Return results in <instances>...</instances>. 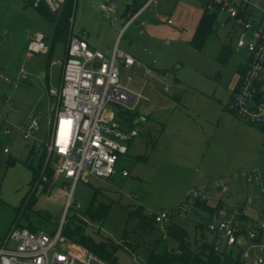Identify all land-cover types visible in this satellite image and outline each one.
Masks as SVG:
<instances>
[{"label": "rangeland", "instance_id": "obj_1", "mask_svg": "<svg viewBox=\"0 0 264 264\" xmlns=\"http://www.w3.org/2000/svg\"><path fill=\"white\" fill-rule=\"evenodd\" d=\"M104 1L76 0L72 34L93 46L103 42L108 56L118 44L145 66H151L153 72L146 74L142 65L122 73L124 82L131 77L129 86L147 98L134 109L139 118L145 116L136 123L140 135L116 166L119 171L127 170L129 176H90L73 189L72 181L57 173L47 183L33 186V168H38L42 160L39 153H31L33 141L22 134L23 124L33 117L39 122L38 137L48 140L56 101L49 88H60L66 42H53L54 24L41 17L27 0H0V154L5 170L0 192V245L15 223L53 234L68 217L74 218L70 228L81 226L86 236L114 247L118 264H144L150 246L155 254L163 255L176 243L167 228L156 226L145 234L146 246L144 242L133 245L134 249L124 246L126 233L134 244V230L139 225L132 211L139 206L153 212L176 211L188 191L196 187L210 188L209 204L221 203L222 214L244 206L252 198L251 208L245 211L253 220L248 228L258 235L256 225L260 223V211H264V126L225 109L230 107L240 68L248 57L239 43V30L232 23L224 25L227 13L220 11L203 47L197 49L191 41L205 12L199 0H169L165 9L151 2L126 32L121 30L129 16L120 19V15L134 0H113L116 13L103 11L100 6ZM140 22H146L145 26L140 27ZM38 31L45 36L47 49L30 54L26 49L28 39ZM224 46L230 50L226 61L220 60ZM153 60L158 63L152 64ZM21 69L28 75L26 81L15 77ZM203 117L209 118L206 137L193 123ZM6 128L12 131L9 135ZM5 147L8 153L3 152ZM10 159L16 162L7 166ZM253 172L259 173L258 187L247 181V175ZM222 181H226L228 193L217 188ZM178 218L174 220L195 238L196 217L187 213ZM206 236L211 234L206 232ZM258 254L252 249L247 259L234 249L231 258L223 257L221 264H232L237 258L254 264Z\"/></svg>", "mask_w": 264, "mask_h": 264}, {"label": "built area", "instance_id": "obj_2", "mask_svg": "<svg viewBox=\"0 0 264 264\" xmlns=\"http://www.w3.org/2000/svg\"><path fill=\"white\" fill-rule=\"evenodd\" d=\"M40 0H34L37 5ZM148 2L135 14L129 15L126 27L135 23L140 14L149 6ZM209 13L226 12L239 30V43L244 46L248 58L243 67L237 87L232 95V109L239 118L253 124H264V0H199ZM52 11H58L64 0H45ZM100 8L105 12L116 13L112 0H105ZM168 23L171 20L168 19ZM145 23L141 22L143 26ZM47 49L45 37L35 35L28 44L30 54L43 53ZM142 63L130 53L115 45L108 56L102 49L92 47L79 36L72 35L68 41L65 58L62 62V79L59 89L51 88L49 93L56 97L52 118L49 121L48 140L38 137L39 122L30 117L22 130L23 138L32 140V147L47 154L57 174L71 180L74 187L92 176L108 179L120 173L127 176L125 169L117 170L119 157L129 153V144L139 137L137 127L128 128L121 122L122 111H134L136 105L147 99L140 91L133 90L129 84L131 77H122L123 68H138ZM146 74L152 72L145 68ZM17 79L26 81L28 75L23 69L15 74ZM13 85H16L12 81ZM6 134L12 131L5 129ZM4 153L9 148L3 149ZM247 180L261 185L259 173L247 175ZM223 193L228 187L222 183L217 186ZM209 187H196L185 196L182 205L175 210L148 211L154 215L158 224L163 225L177 217L192 212L197 200L211 199ZM264 193V185L261 186ZM253 199L244 206H237L225 215L216 213L204 220L198 216L199 223H205L211 234L212 245L218 252L233 249L241 252L247 259L251 250L258 254L254 264H264V243L256 241V235L248 227L251 222L242 219L245 210L250 209ZM80 206V203L78 204ZM62 220L57 230L49 234L43 230L32 231L15 223L0 245V264H115L100 256L85 245L73 241L63 234ZM259 230L264 231V211H260ZM258 230V231H259ZM9 243L12 245L9 246ZM263 254V255H262ZM62 258V259H61Z\"/></svg>", "mask_w": 264, "mask_h": 264}, {"label": "trees", "instance_id": "obj_3", "mask_svg": "<svg viewBox=\"0 0 264 264\" xmlns=\"http://www.w3.org/2000/svg\"><path fill=\"white\" fill-rule=\"evenodd\" d=\"M27 1L29 4L34 5L42 16L54 23L55 30L53 35V42L65 41L67 43L72 36V17L76 6V0H64L61 8L58 11H52L45 0H40L37 5L34 4V0ZM147 2L148 0H134V3L131 4L130 16L139 11ZM216 22L217 14L209 13L205 10L193 34L191 42L194 48L200 49L203 47L206 38L210 35ZM228 56L229 50L226 46H224L220 54V60L226 61ZM243 71L244 70L242 69V73ZM231 110L235 114L232 108ZM139 116L140 115L135 111H122L121 122L123 125L130 129L136 127L135 121L139 118ZM262 126H264V124ZM130 145L131 142L129 144V147ZM30 151L31 153H39L42 160L38 168H33V186L36 183L38 184L42 181L47 183L51 179L53 174L56 173L53 164L49 160L47 161V154L45 151H41V149L35 147L30 148ZM15 162V159H10L6 162V165H12ZM4 173L5 170L1 165L0 154V192ZM97 191H99V188H97ZM29 200L26 201V205L29 204ZM194 207L196 208L195 211ZM198 208L206 210L209 214L205 216L204 214L199 213L197 210ZM106 209L107 207H105V209L103 210V215ZM221 209V203H217L215 206H213L209 204V199L196 201L195 205L192 208V212H190L197 219L195 225L196 236L191 242L188 230L182 224L178 223L175 220H171L167 223H164L163 225L158 224L155 220L154 215H149L148 211L144 210L142 206H139L131 213V215L135 214L139 218V225L134 230V244H131L129 242L130 240L128 241L129 234L127 233L123 237V244L124 246H127L131 249H134L132 247L133 245H140L143 242L146 246V242L144 239L146 236L145 234H150V232L153 231L156 226L159 228H167L169 236L176 243L175 246L163 255L155 254L154 249L150 246L148 248V256L144 264H221L223 257L227 256L231 258L234 249L229 252L216 251L212 245V237L206 236V232H209L207 231L205 223L198 222V216H201V218L204 220H208L212 215L219 213ZM230 210L231 209H228V211ZM242 219L249 221V215L243 214ZM73 220L74 218H71L70 220H68V217L65 218V222L63 224V234L66 237L85 245L105 259L118 264L114 257V250L112 249L114 247L105 242H96L91 237L86 236L81 226L76 225L74 229L70 228V224L73 222ZM252 224L253 222H251V225ZM257 229L259 230L258 226ZM262 233L263 231L259 230L260 236ZM260 236L256 238V241H261ZM238 256H242L240 251H238ZM232 264L245 263L240 260V258H237L232 260Z\"/></svg>", "mask_w": 264, "mask_h": 264}, {"label": "crops", "instance_id": "obj_4", "mask_svg": "<svg viewBox=\"0 0 264 264\" xmlns=\"http://www.w3.org/2000/svg\"><path fill=\"white\" fill-rule=\"evenodd\" d=\"M113 1V0H112ZM152 2H154V3H156L158 6H160V7H162V8H164L165 6H167V4L169 3V0H153ZM167 2V3H166ZM151 3V2H150ZM165 5H164V4ZM115 4V3H114ZM116 5V4H115ZM36 8V7H35ZM116 9H117V5H116ZM165 9V8H164ZM38 11V10H37ZM38 14L41 16V17H43V18H45L44 16H42L39 12H38ZM141 15V14H140ZM201 17H202V14H201ZM201 17H200V19H201ZM46 19V18H45ZM200 19H199V21H200ZM49 21V20H48ZM51 22V21H50ZM137 22V21H136ZM135 22V23H136ZM141 23V22H140ZM140 23H139V26L140 27H143V26H145V24H146V22H144L145 24L143 25V26H141L140 25ZM199 23V22H198ZM54 24V23H53ZM54 26V25H53ZM130 27V25L129 26H127V27H125L123 30H121V31H124L125 30V32H126V30L128 29ZM127 28V29H126ZM54 30H55V26H54V28H53V35H54ZM141 32H142V30H141ZM37 34H42L43 35V33L42 32H40V31H38L35 35H37ZM71 34H72V32H71ZM35 35H33L31 38H30V40L28 39V43H27V45H26V49H27V51H28V44H29V42L31 41V39L35 36ZM50 35V34H49ZM73 35V34H72ZM44 36V35H43ZM76 36H78V35H76ZM45 37V36H44ZM80 37V36H79ZM82 38V37H81ZM117 40H116V43H118L117 41H118V38H116ZM89 42V44L92 46V47H94V48H99V49H102L104 52H105V47H106V44H104L103 42H98V44H96V46H93L92 45V43L90 42V41H88ZM67 45H68V42L66 43V48H67ZM66 48H65V52H66ZM229 50V49H228ZM113 51V50H112ZM29 53V52H28ZM149 54H151L150 52H149ZM30 55V54H29ZM229 56H230V50H229ZM228 56V57H229ZM64 57H65V54H64ZM248 58V57H247ZM228 59V58H227ZM138 60V59H137ZM140 61V60H139ZM141 63H142V65H143V69L145 70V68H147V67H151V66H145V64L142 62V61H140ZM55 63H58V61H56ZM158 63V61L157 60H153L152 61V64H154V65H156ZM243 67L244 66H242L241 68H240V75L242 74V69H243ZM152 68V67H151ZM135 69V67H132V68H123L122 69V73H126L127 71H130V70H134ZM152 72H153V70H152ZM151 72V73H152ZM240 75H239V79H240ZM46 76V75H45ZM238 82H239V80H238ZM238 82H237V84H238ZM49 89H51V88H49ZM234 91V90H233ZM232 95H233V92H232ZM232 95H231V98H230V100H229V104H230V107L229 108H225V109H227L226 111H231L232 112V110H231V108H232ZM223 111H224V109H223ZM233 113V112H232ZM139 114V113H138ZM143 117H145V116H143ZM213 117V116H212ZM148 118H150V117H148ZM211 118V117H210ZM146 119V118H145ZM202 121H200V122H196V121H193V123H194V125L197 127V126H200V128H201V130H202V135L203 136H207V135H209V133L207 132V123H208V121H209V118H202L201 119ZM215 132V131H214ZM213 132V133H214ZM211 134H212V132H211ZM214 138H215V135H213V138H212V140H214ZM135 140V139H134ZM133 140V141H134ZM132 141V142H133ZM122 176V175H121ZM127 176H129V174L127 175ZM127 176H123V177H127ZM248 181V180H247ZM224 182V184L226 185V187H228V185H227V183H226V181H223ZM248 183L250 184V182L248 181ZM258 187V186H257ZM221 191V190H220ZM228 191H229V187H228ZM228 191L226 192V193H228ZM221 193H223L222 191H221ZM251 208V207H250ZM222 211H224V209L222 210ZM222 211H220V213L222 212ZM226 211V210H225ZM222 214V213H221ZM226 213L224 212L223 213V215H225ZM259 214V213H258ZM248 215V214H247ZM175 219H179L178 217L177 218H175ZM249 222H253V220H251V218L249 217ZM190 236V235H189ZM264 231H263V233L261 234V236H260V239H261V242H263L264 243ZM193 236H190V240H191V242L193 241Z\"/></svg>", "mask_w": 264, "mask_h": 264}, {"label": "water", "instance_id": "obj_5", "mask_svg": "<svg viewBox=\"0 0 264 264\" xmlns=\"http://www.w3.org/2000/svg\"><path fill=\"white\" fill-rule=\"evenodd\" d=\"M130 10H131V4H126L122 14L120 15V19L127 18L130 15ZM229 21H230V17H227L226 20L224 21V25L228 24ZM142 120H144V117L138 118L135 121V123H138V122H140Z\"/></svg>", "mask_w": 264, "mask_h": 264}, {"label": "snow or ice", "instance_id": "obj_6", "mask_svg": "<svg viewBox=\"0 0 264 264\" xmlns=\"http://www.w3.org/2000/svg\"><path fill=\"white\" fill-rule=\"evenodd\" d=\"M62 259V258H61Z\"/></svg>", "mask_w": 264, "mask_h": 264}]
</instances>
